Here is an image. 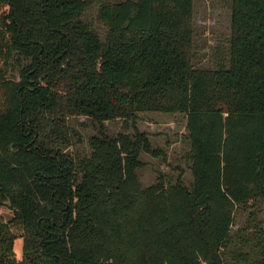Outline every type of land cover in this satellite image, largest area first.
I'll use <instances>...</instances> for the list:
<instances>
[{"label": "trees", "instance_id": "1", "mask_svg": "<svg viewBox=\"0 0 264 264\" xmlns=\"http://www.w3.org/2000/svg\"><path fill=\"white\" fill-rule=\"evenodd\" d=\"M193 1L0 0V264H264V229L233 232L264 202V0H231L212 69ZM147 112L184 115L189 186L142 187L141 156L165 157ZM77 118L97 127L88 155Z\"/></svg>", "mask_w": 264, "mask_h": 264}, {"label": "rangeland", "instance_id": "2", "mask_svg": "<svg viewBox=\"0 0 264 264\" xmlns=\"http://www.w3.org/2000/svg\"><path fill=\"white\" fill-rule=\"evenodd\" d=\"M231 0H194L193 1V52L194 65L198 68L212 69L222 56L230 35ZM184 115H165L153 112L137 114L136 128L145 133L154 149L160 150L165 157L152 158L142 155L144 167L137 171L142 187L155 182L158 174L176 180L178 177L185 186L192 182L191 172L186 163L189 152V142L185 129ZM70 125L82 136V143L75 146V151L82 155L89 154L88 139L97 134L90 120L85 118L71 119ZM83 126V127H82ZM109 136L121 132V121L105 123ZM250 214L254 215L253 217ZM0 215L8 218L9 211L1 206ZM255 224L264 229V202L258 201L257 207L240 205L234 215L233 232ZM14 234L20 235L19 228L13 229ZM20 240L15 242V253L20 257Z\"/></svg>", "mask_w": 264, "mask_h": 264}]
</instances>
